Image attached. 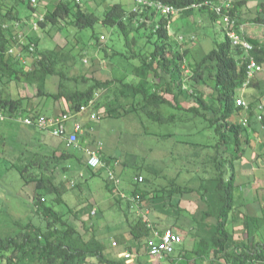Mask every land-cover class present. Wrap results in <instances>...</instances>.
I'll use <instances>...</instances> for the list:
<instances>
[{
	"label": "rangeland",
	"instance_id": "1",
	"mask_svg": "<svg viewBox=\"0 0 264 264\" xmlns=\"http://www.w3.org/2000/svg\"><path fill=\"white\" fill-rule=\"evenodd\" d=\"M65 1H71L72 5L78 2L77 0ZM118 2L123 3L124 0H81L80 4L83 7H92L97 14L102 16L111 3ZM57 4L58 0H38V5L33 10L29 6V0H0V8L4 11L17 10L19 20L23 23L22 28L19 29L12 26V37L16 33H21L26 37L27 43L34 46L35 51L37 49L38 51L58 53L61 60L58 69L64 71L66 76L72 79L71 82L67 81V85L70 87L74 88L76 85L80 89L89 87L91 83H84L81 77L107 81L109 76H114L115 78L112 80H118L120 84H123L122 81L133 83V66L138 63L135 57L142 56L146 60L149 56L147 54V43L140 49L133 40L136 36L135 31L129 32L128 36H125L122 28L103 23L104 18L96 24L94 29L81 31L69 27L66 24L67 20L62 17H59L56 22H48L46 26H40L37 30L32 28L33 12L37 11V13L45 16L47 13H52ZM144 10L145 8L140 10L139 13L142 14ZM142 22L143 18L139 20V23ZM204 22L201 29V38L195 44L198 47L195 56L192 53L187 55L184 53L187 41L181 35H175L172 39V45L176 47L174 50H179L180 54H183V78H185L186 84L191 85L192 83V87H190L192 91L195 88L193 86L195 82L192 78L195 65L202 60H199V58L207 55L216 46L215 42H220L225 35L220 23L218 25L223 34L216 35L213 29L208 26V20ZM155 29L157 28L155 27ZM210 31L213 34H210ZM33 55L35 54L32 51L31 54L29 52L26 55L23 53L24 59L22 61H27L31 65V61L35 60ZM105 57L113 58L114 62H111L108 67L109 73L104 74L107 69L104 62ZM85 59L88 61L85 62ZM147 59L151 61L149 57ZM119 79L122 81H119ZM59 81V76L51 77L48 89L57 92ZM125 89H127L126 86ZM99 92L98 98H101L104 92L101 90ZM188 92L191 94L189 100L195 101L197 97L193 95L195 92H191V90ZM33 93V87L24 82L5 79L4 83H0V94L2 96L19 97L23 94ZM129 100V98L126 99V101ZM53 102V100H49L48 105L50 106ZM172 103V105L167 103L160 107L165 116L176 115L175 120L166 122L155 121L143 110L125 115L124 109H121L120 117L107 118H100L101 115L98 109V111L95 110L97 116L93 117V108L77 114L74 121L83 124L85 132L80 134L79 150L64 146V149L69 148L79 157L77 162L75 160L70 161L71 167L66 171H61L62 168L60 171L56 169L55 157L51 156L52 151L43 149L45 144L40 145L39 148V146H35V140L30 141L32 135L27 133L29 130L22 124L21 120H0V239L22 237L23 232L30 230V228H27L30 223L45 228L46 221L36 212L34 206L37 186V180L35 179L40 177L44 169L47 172L53 171L54 182L58 185L64 184L66 187L63 196L65 203L62 205L56 202V194L42 190L41 195L46 203L53 205L63 215L64 219L75 225L86 238L92 235L90 229L94 228L96 233L104 238L105 243L108 246L111 245L107 252L123 259L124 249L119 247V243L118 246H114L113 241H118L121 234L128 233L126 228L127 219L129 220V217H131L129 214L132 216L133 214L131 211L126 212L129 209L126 201L122 203L119 197L115 195V191L108 190L107 173L91 175V172L87 169V154L84 149L89 147L87 145H90L102 150L106 155H126L128 162L130 156L135 155L133 158L137 160L136 164L126 166L123 176L124 178H134L137 182L135 176L142 172L145 174L146 179L142 182L143 184L153 181L164 184L165 174L170 169L177 168V166L185 171L184 175L186 177L193 176L195 174L193 170L195 169L197 143H206L213 150L216 129L207 120L203 119L199 113L176 108V102ZM58 104H60V107L63 105L60 102ZM42 111L45 115H53L50 107L42 108ZM247 111L249 115L250 110ZM244 122L243 125L248 124V122ZM44 132L48 134L46 130ZM32 158L35 160V165L30 164ZM47 159L48 161H46ZM39 163L47 165L41 168ZM26 165H29L25 172L28 179L24 177L22 172ZM64 165L68 164H59L60 167ZM151 167L156 171H152ZM111 183L113 184L112 181ZM120 189H122V186H120ZM94 210L96 213L92 214ZM79 215L82 219H85L84 223L81 218H76ZM136 215L138 219L141 217V213ZM181 233L184 242L178 245L176 254L162 259L143 255L139 256L141 261H138V256L136 257L135 253L134 257L128 262L131 264H196L197 261L199 264L220 263L216 259H219L222 253H215L213 243L208 244L203 257L199 246L203 240L200 239L201 241L197 243L192 236L184 232ZM111 238H113V241L110 240ZM13 255V248L1 251L0 242V264H10L8 259ZM201 258H204V260H201ZM92 259L86 264H97V260Z\"/></svg>",
	"mask_w": 264,
	"mask_h": 264
},
{
	"label": "trees",
	"instance_id": "2",
	"mask_svg": "<svg viewBox=\"0 0 264 264\" xmlns=\"http://www.w3.org/2000/svg\"><path fill=\"white\" fill-rule=\"evenodd\" d=\"M162 1L183 7L196 2H202L203 0ZM213 1L220 2L219 0ZM29 6L35 10V7L31 5V0H29ZM232 12L234 13V9ZM210 14L213 16L214 21L219 20V17L214 12L210 11ZM59 17L66 19V24L69 27L80 31L94 29L96 24L104 18L103 23L122 28L125 36H128L129 32L135 31L137 41L144 37H150L155 47L151 54V61L147 59L148 57L150 58L148 56L145 63H143L142 68H145V74L142 75L141 82L137 84L131 82L126 83L119 79V81L121 80L123 82V84L121 83L119 85L113 80L100 81L81 77L84 83H91L89 87L80 89L76 85L72 88L67 85V81L72 79L67 77L64 71L58 69L59 62H61L58 53L53 51H38L36 49V51H33L35 60L31 61V65H29L27 61H22L17 53L11 54L7 52V46L13 38L11 35L12 28L9 31L4 30L2 23L20 18L17 10L9 9L4 11L0 8V83H4L5 79L8 81H20L31 85L34 89L33 94H23L19 97L2 96L0 94V111H4L8 115V119L16 120L23 114H44L41 105L46 100L62 103L61 108L63 113H77L81 106L86 104L100 90L104 94L95 104V108L99 110V114L101 115L100 118L120 117V110L124 109L125 115L143 110L150 118L159 122L176 119L175 114L165 116L161 112L160 107L163 104H167L168 99L165 98V92L161 93L153 82V78L158 76L157 66H155L156 54L162 51L164 52L165 50L176 52L174 48L170 50L165 49L167 44H170V36L166 29L167 20L155 9L151 10L146 8L140 14L133 9L128 11L122 2H118L111 3L105 13L100 16L92 7H83L78 2L72 5L71 1L58 0L56 9L52 13L45 15V20L40 23V26H46L48 22H56ZM141 18H143V22L139 23ZM157 25L160 27L156 30L155 27ZM28 45L22 47V52L25 55L28 52L31 54L29 49L31 45ZM177 52L180 51L178 50ZM253 55L258 63H264V45L262 47L257 45L253 50ZM178 58L175 61L176 59L174 58L168 59L166 57L165 61L170 63L174 62L173 71L177 70L180 73L183 60L180 59V56ZM54 76H59L60 80L59 90L57 92L48 89L49 80ZM192 78L196 83H193L195 87L193 90L195 93L193 95L197 96L195 98L197 101L188 108H182L180 106L179 108L197 114L199 113L205 118H208L210 125L214 126L216 131H221L222 128L240 131L241 126L235 124L230 125L228 118L233 110L239 113L244 108L237 104L238 98L236 97V91L243 86L247 79V60L244 51L234 46L225 34L224 38L220 42H216V46L195 65ZM77 81L79 80L77 79ZM199 84L204 86L211 84L213 91L210 94L212 98L215 97V100L208 103L204 99L205 92L203 93V91L197 88ZM125 86L127 89H125ZM165 91L168 92V90ZM128 98L130 100L126 101ZM253 109L255 108L251 106L249 109L250 114L254 112ZM222 120H226L227 122L222 123ZM76 149L79 150L78 148ZM75 155L76 153L74 151L65 148L62 150L60 157L51 156L55 157L56 162L59 161L61 164L63 161L75 157ZM102 159L109 163L114 162L112 159L106 157ZM30 162L31 165H35L33 158ZM39 165L42 168L47 164L39 163ZM28 167L29 165H26V168L22 170L26 179L28 178L25 172ZM60 168L63 169L61 171L69 170V167L66 165ZM35 180H37V186L34 206L36 212L46 221V225L45 228H42L30 223L27 226L30 230L23 232L22 237L0 239L1 251L13 248L14 255L8 259V263L86 264L94 258L97 260V264H131L127 260L119 258V256L108 253L107 250L111 245L108 246L104 238L97 234L94 228L90 229L92 230V235L86 238L75 225L65 220L63 215L53 205L46 203L41 195L42 190H45L47 193L56 194L55 200L60 205L65 203L63 196L66 187L64 184L58 185L54 182L53 171L47 172L43 169L40 177ZM133 194L139 195L142 201L145 198V193L140 188H135ZM76 218L80 219L81 217L79 215ZM81 221L84 223L85 219L81 218ZM225 222L219 219L217 226L218 234L216 235L214 243L215 253H222V255L219 259H216L220 262H215L216 264H246V261L253 256L264 257V243L259 242L249 247L242 246L234 248V238L225 230ZM130 235L132 236L131 241L127 237H122L117 241L120 248H128L133 253L140 254L142 247H145L146 238L151 235V229L142 220V216L131 225ZM127 241H130V244L127 245ZM135 242H137V245ZM134 243L136 246L133 245ZM199 246L202 254L205 248L203 249L202 244Z\"/></svg>",
	"mask_w": 264,
	"mask_h": 264
},
{
	"label": "crops",
	"instance_id": "3",
	"mask_svg": "<svg viewBox=\"0 0 264 264\" xmlns=\"http://www.w3.org/2000/svg\"><path fill=\"white\" fill-rule=\"evenodd\" d=\"M123 4L127 10H131L135 6L134 0H124ZM234 15L238 18L240 29L245 37L256 46L262 47L264 45V0H236L234 3ZM206 20H208V26L213 29L216 35L223 34V27L221 26L222 32L218 25L219 22L214 21L213 16L207 9L186 10L172 17L168 21L170 44H167L165 49L170 50L171 48H176L172 45V39H174L175 35H181L187 41V47L185 45L186 51L184 53L186 55L192 53L195 56L198 49L195 44L201 38L202 24ZM133 40L135 45L140 49L147 43V54L152 59L151 54L155 46L150 37H144L139 41L134 37ZM179 56L183 60V54L181 55L177 51L169 52L165 50L164 52L157 53L155 65L157 66L158 76L153 78L155 80L153 82L161 93L165 92L164 94L165 98L168 99V104L172 105V102L175 101L177 108L179 106L188 108L197 100H189L191 94L188 91H193L190 88L192 86L186 84L185 78H183L184 67L181 66V72L178 73L177 70L173 71L174 62L170 63L165 61L166 57L168 59L174 58L177 61ZM203 58L204 56L200 57L199 60ZM135 60H138V63L133 66L132 73L134 76L133 83L137 84L141 82L142 75L145 74V68H142L145 59L142 56H138L135 57ZM159 61L160 63H158ZM104 62L107 67L104 74L109 73L108 67L111 65V62H114V59L105 57ZM259 65L260 69L256 71L251 83L248 86L243 84L236 91V97L242 96L250 104V107L253 106L255 108L253 109L254 112L248 115V109L243 108L239 113L233 110L228 118V123L230 125H240L241 130L234 131L232 129L222 128L221 131H215L213 150L206 143H197L196 161L194 162L195 169L193 170L195 174L193 176L186 177L184 175L185 171L180 166H177V168L170 169L165 174L166 179L164 184H161L159 181L145 182L144 184L137 181V185L134 178H124L123 176L126 166L136 164L137 160L133 158L135 155H131L128 162L126 155L110 156L100 150L102 158L106 157L114 161L107 163L113 165V168L121 178L122 185L120 184V186H122V190L131 195L135 188H140L145 193L143 210L148 213L156 228L160 231L171 228L181 234L182 237L183 234L181 232H184L192 236L197 243L203 240L201 243L203 249L205 248L203 253H206L208 244L211 245L213 243L215 245L219 219L226 221L224 223L225 230L233 236L235 241L234 248L242 246L249 247L259 242L264 243V120H259L257 117V106L264 100V63H259ZM113 78L115 77L113 76L110 79L112 80ZM116 83L118 85L120 84L118 80ZM199 85H197V88L203 91V93L205 92L204 99L208 103L215 100V97L212 98L210 94L213 91L211 84H208V86ZM165 90H168V92ZM54 102L49 106V100H46L42 103L41 107L43 109L50 107L53 115L61 113L62 109L59 106L60 104ZM95 110L97 111V109ZM200 116L210 123L208 118L202 115ZM226 122V120H222V123ZM243 122H248V124L243 125ZM74 123V119L69 123L70 129L72 130ZM22 124L29 130L27 133L32 135L30 141L35 140L36 147L39 146L40 148V145L45 144L43 149L52 151L51 155L56 157L62 155L64 146H67L63 138L55 137L48 131V134H46L44 132L45 130L28 126L24 123ZM87 146L94 148L90 145ZM71 160L77 162L79 157L75 155V157L69 158L62 163L68 164L66 166L70 169ZM59 164L58 161L55 166L60 171ZM87 169L93 176L107 173L105 168L92 169L88 166V163ZM151 170L156 171L153 167H151ZM140 175L144 176L145 174L140 172L135 176V179ZM147 181L149 180L147 179ZM106 183L108 190L115 191V195L119 197L122 203L126 201L127 207L129 208L126 212L131 211L133 214V216L129 214L131 217H129V220L127 219L126 228L128 229V233L119 236V238L127 237L131 241V225L137 221L136 214H140V211L131 210L130 202L119 196L116 186L114 183H111L108 177L106 178ZM130 241H127L126 244H130ZM135 243L137 245V242ZM135 243L133 244L134 246H136ZM176 251H178V247ZM143 255L149 256L146 247H142L140 254H136V257L138 256L137 259L141 261L139 256ZM202 256L204 257L205 254ZM201 260H204V258H201ZM196 264H199V262L197 261Z\"/></svg>",
	"mask_w": 264,
	"mask_h": 264
},
{
	"label": "built area",
	"instance_id": "4",
	"mask_svg": "<svg viewBox=\"0 0 264 264\" xmlns=\"http://www.w3.org/2000/svg\"><path fill=\"white\" fill-rule=\"evenodd\" d=\"M79 3L81 0H77ZM236 0H226L215 2L213 0H203L202 2H196L187 6H177L175 4L166 3L162 0H135V6L133 10L135 12H140L142 9L156 10L161 16L167 20L166 29H169L168 21L172 17L190 9H207L214 12L218 17V22L223 27V30L227 37L231 40L232 44L236 47L241 48L244 51L245 58L247 60V79L244 83L248 86L255 76L256 71L260 69V65L253 55V50L256 45L252 43L249 39L245 37L242 30L240 29L238 18L232 12L234 9V3ZM31 5L36 8L38 5V0H31ZM33 17L31 21V26L35 30L39 29L40 23L45 20V16L36 12H33ZM12 26L15 29L22 28L23 23L21 20L17 19L14 21H5L2 23V28L9 31ZM159 25L156 26L159 29ZM156 29V30H157ZM28 45L26 37L21 33H16L11 43L7 46V52L11 54L17 53L20 59H24L22 47ZM30 50L33 52L34 46H30ZM85 62L88 60L85 59ZM100 92H97L86 104H83L77 113H59L55 115H20L17 119L21 120L22 123L28 126L36 127L42 130L48 131L51 135L55 137L63 138L68 147L80 148L79 139L80 134L84 132L83 126L80 123L75 122L73 130L70 129V121L73 120L77 114L86 112L88 109L93 108L92 116L96 117L97 112L95 111V104L99 99ZM237 104L244 107V109H250V104L243 98L237 99ZM258 119L264 120V100L261 101L258 106ZM8 115L4 111H0V120L8 119ZM85 153L87 154L88 166L92 169L105 168L107 172V177L110 181L114 183L118 190V194L122 199L130 202L131 210L140 211L142 220L151 229V235L146 238L145 247L148 253L152 257L165 258L167 256L173 255L176 252L178 245L183 243V237L181 234L175 232L171 228L164 229L162 231L158 230L154 225L153 221L150 219L148 213L143 210L144 203L139 198L137 194L129 195L126 191L120 189L121 178L118 176L117 172L113 168V165L104 161L100 155V150L96 148H85ZM136 181L142 183L144 181V176H137ZM143 210V211H142ZM95 210L92 214H95ZM114 246H118V242H113ZM123 259L129 261L134 257V254L129 249H125L122 254ZM236 264V263H230ZM242 264V263H240ZM246 264H264V257H252L246 261Z\"/></svg>",
	"mask_w": 264,
	"mask_h": 264
}]
</instances>
